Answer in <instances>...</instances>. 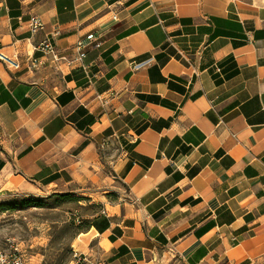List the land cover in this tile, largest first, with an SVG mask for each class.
I'll return each instance as SVG.
<instances>
[{"label": "crops", "instance_id": "obj_1", "mask_svg": "<svg viewBox=\"0 0 264 264\" xmlns=\"http://www.w3.org/2000/svg\"><path fill=\"white\" fill-rule=\"evenodd\" d=\"M0 50V201L92 198L91 264H264V0H0Z\"/></svg>", "mask_w": 264, "mask_h": 264}, {"label": "rangeland", "instance_id": "obj_2", "mask_svg": "<svg viewBox=\"0 0 264 264\" xmlns=\"http://www.w3.org/2000/svg\"><path fill=\"white\" fill-rule=\"evenodd\" d=\"M91 191V190H90ZM72 193L49 192L42 195H14L2 202L33 199L40 205L20 206L0 210V250L11 244L42 264H91L84 256L74 258L75 239L85 232L89 221L85 215L95 211L100 204L92 198L67 197Z\"/></svg>", "mask_w": 264, "mask_h": 264}, {"label": "built area", "instance_id": "obj_3", "mask_svg": "<svg viewBox=\"0 0 264 264\" xmlns=\"http://www.w3.org/2000/svg\"><path fill=\"white\" fill-rule=\"evenodd\" d=\"M115 18V16H114ZM29 30L32 34L37 33L38 31L44 28V23L42 19L33 15L28 20ZM57 34V31L55 32ZM99 47L100 42L97 40L93 32L87 34L84 38H81L77 41L75 45L76 55L72 58H68L63 53H61L54 42L53 35L46 36L37 46V49L41 52V57L38 60L31 62L30 67L35 68L38 65L46 63H54L61 70L60 65L66 63L67 67L82 66L83 59L86 55V48L89 46ZM41 59V60H40ZM0 61H2L7 67L12 69H18L20 63L17 58L14 56H9L0 50ZM140 64H133L132 68L138 67ZM114 92H108L106 96L99 97L101 103L107 104L109 99L114 96ZM74 250V249H73ZM74 252V258L79 262L82 259V254L78 253L76 250ZM0 264H42L36 262L30 256L22 253L17 245L11 244L10 247L6 250H0Z\"/></svg>", "mask_w": 264, "mask_h": 264}, {"label": "trees", "instance_id": "obj_4", "mask_svg": "<svg viewBox=\"0 0 264 264\" xmlns=\"http://www.w3.org/2000/svg\"><path fill=\"white\" fill-rule=\"evenodd\" d=\"M67 197L72 198V195L69 194ZM18 205H20V206H32V205H36L37 206V205H40V202H35V200H33V199H22V200L17 201V202H2V203H0V210H10V209H14Z\"/></svg>", "mask_w": 264, "mask_h": 264}, {"label": "bare ground", "instance_id": "obj_5", "mask_svg": "<svg viewBox=\"0 0 264 264\" xmlns=\"http://www.w3.org/2000/svg\"><path fill=\"white\" fill-rule=\"evenodd\" d=\"M85 236H86V235H85L84 232H80V233H78L76 239H77V240H82V239H84Z\"/></svg>", "mask_w": 264, "mask_h": 264}]
</instances>
